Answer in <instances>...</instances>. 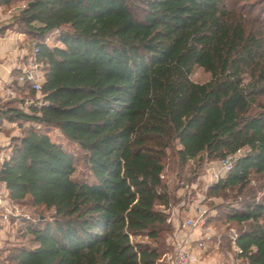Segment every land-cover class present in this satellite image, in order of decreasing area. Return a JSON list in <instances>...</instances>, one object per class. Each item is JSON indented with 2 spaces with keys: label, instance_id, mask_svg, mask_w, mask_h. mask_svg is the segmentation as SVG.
Returning <instances> with one entry per match:
<instances>
[{
  "label": "trees",
  "instance_id": "trees-1",
  "mask_svg": "<svg viewBox=\"0 0 264 264\" xmlns=\"http://www.w3.org/2000/svg\"><path fill=\"white\" fill-rule=\"evenodd\" d=\"M22 1L12 18L36 50L42 104L24 107L37 94L17 82L15 98L0 104V121L30 124L0 164V186L11 205L52 213L22 221L29 246L9 261L162 264L174 225L159 207L172 205L174 184L188 188L195 180L183 179L186 169L195 177L244 151L207 191L251 198L225 222L246 224L243 259L264 264V203L247 188L264 179V4ZM195 67L210 79L192 82ZM54 130L83 154L86 175L76 176Z\"/></svg>",
  "mask_w": 264,
  "mask_h": 264
},
{
  "label": "rangeland",
  "instance_id": "rangeland-1",
  "mask_svg": "<svg viewBox=\"0 0 264 264\" xmlns=\"http://www.w3.org/2000/svg\"><path fill=\"white\" fill-rule=\"evenodd\" d=\"M240 2V0H237ZM236 2V3H237ZM250 4L254 3V6H259L258 4H264V0H251L248 1ZM246 2L244 1V4ZM240 4H243L242 2ZM25 5V1L19 0L15 2L9 7H4L2 12L6 14L8 17L2 21H0V33L1 34H22L18 31V27L14 25L13 15L16 14L18 9H21ZM23 35V34H22ZM25 36V35H23ZM49 45H55L53 39L48 41ZM58 45V44H57ZM25 49L30 53L33 49V43L31 40L25 36ZM27 64V62H26ZM25 64V65H26ZM17 73H15V76ZM14 76V77H15ZM190 79L194 83L203 84L210 79V75L206 73L201 68L195 67L192 71ZM31 100L27 98L26 100ZM30 126L29 123H17V122H8L7 120L0 121V132L4 133L7 138V146L0 148V160L1 158L5 159L8 156L9 148L12 146L14 140H17L22 134L28 129ZM16 132L15 136L12 137V134ZM54 139H60V142L63 144L67 150H69L75 156V164H76V176L81 177L87 174V168L82 161L83 154H80L79 151L72 145L68 144V142L64 141L60 138V134L57 131H52L51 133ZM218 162H214L213 165H217ZM208 164H205L203 167L198 169L197 174L193 177L190 174V170L186 169L183 173V179L187 178L188 180H195L192 186L188 188L177 187L176 183L174 184L173 193L174 201L172 203V207L175 209V216L177 217L178 223H183L187 218V208L191 204H201L203 209L206 211L205 219L203 222V226L200 229L202 232V236L208 239L204 240V255H210L209 257L215 258L219 261L224 262L225 259H229L232 256V249L227 239L228 232L232 229L237 234L246 230V224L238 225L236 223H226L225 215L228 212L233 211V209L242 210L241 202H252L251 198L244 193L243 195H237L236 192H221L215 195L208 194V187L210 186L211 178L208 173ZM217 167V166H215ZM166 173L171 180H174V173L166 168ZM259 180V181H258ZM178 188V189H177ZM247 188H254L256 190V196L254 199L255 203H264V179L263 177H257L252 180L250 185ZM11 210L13 216L10 218V224L7 229L0 232V264H13L9 261L10 255L13 253L15 249L20 247H28L29 246V237L26 234H22L19 232L22 221L23 220H37L40 213L45 220L50 218L52 212L34 210L28 205L24 206H13L11 205ZM174 232V231H173ZM172 233L165 235V243L166 245H170V251L173 249L172 243ZM201 254V255H202ZM227 261V260H226Z\"/></svg>",
  "mask_w": 264,
  "mask_h": 264
},
{
  "label": "built area",
  "instance_id": "built-area-1",
  "mask_svg": "<svg viewBox=\"0 0 264 264\" xmlns=\"http://www.w3.org/2000/svg\"><path fill=\"white\" fill-rule=\"evenodd\" d=\"M36 50L33 49L29 55L27 64L20 68L19 74L15 76L8 86L0 87V104L8 102L15 98V92L11 88L12 82H17L19 85L28 84L31 89L37 94L35 99L25 100L24 107L31 105L39 106L42 104L41 92V73L40 64L35 59ZM244 154V151H238L236 154L229 155L218 161L217 165L209 163L208 173L211 178L210 184H215L229 172L236 164L238 159ZM217 166V167H215ZM0 186V231L7 229L10 224V218L13 216L11 204L7 200L6 191ZM159 210L167 215V222L174 225V232L171 237L173 249L165 254L160 262L162 264H195L198 257L202 254L204 248V240L207 237L200 236L199 239H192V235L196 230H200L203 226L206 211L201 204H191L187 208L186 220L179 224L175 216V209L169 205L167 208L161 206ZM181 233V238L177 239V234ZM227 239L232 249V256L229 258V264H246L243 259V252L237 245L238 234L234 230H230L227 234Z\"/></svg>",
  "mask_w": 264,
  "mask_h": 264
},
{
  "label": "crops",
  "instance_id": "crops-1",
  "mask_svg": "<svg viewBox=\"0 0 264 264\" xmlns=\"http://www.w3.org/2000/svg\"><path fill=\"white\" fill-rule=\"evenodd\" d=\"M2 9L3 8L0 7V21L8 17L2 12ZM24 46L25 36L22 34L0 33V87L8 86V83L14 78V72L25 66L29 52ZM15 133L16 132L12 134V137L16 135ZM7 142V136L0 132V148L6 147L8 145ZM2 161L3 158H1L0 164ZM1 189L3 190V187H1ZM201 235V230H196L192 235V239H199ZM180 238L181 233H178L177 239L179 240ZM203 255L204 253L198 257L195 264H229V259H225L224 262H222L209 257L210 255L207 254L202 259Z\"/></svg>",
  "mask_w": 264,
  "mask_h": 264
}]
</instances>
